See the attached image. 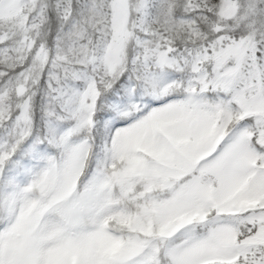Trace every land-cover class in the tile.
<instances>
[{
  "label": "snow or ice",
  "instance_id": "6c2138e0",
  "mask_svg": "<svg viewBox=\"0 0 264 264\" xmlns=\"http://www.w3.org/2000/svg\"><path fill=\"white\" fill-rule=\"evenodd\" d=\"M0 264H264V0H0Z\"/></svg>",
  "mask_w": 264,
  "mask_h": 264
}]
</instances>
